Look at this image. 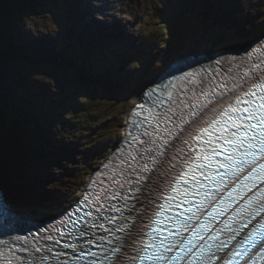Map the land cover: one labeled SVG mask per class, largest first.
<instances>
[{"label": "rangeland", "instance_id": "1", "mask_svg": "<svg viewBox=\"0 0 264 264\" xmlns=\"http://www.w3.org/2000/svg\"><path fill=\"white\" fill-rule=\"evenodd\" d=\"M108 1L116 11L104 7L103 1L69 0L71 5L80 6L75 12L74 19L78 21L75 36L68 34L62 20L60 25H56L62 17L54 9L51 11L52 0L48 2L50 7L45 4L44 10L22 20L21 27L13 31L15 43L24 39L32 51H43L42 58L40 62L19 60L18 63H7L2 82L12 97L16 96L15 90H20L16 101L21 112H29L30 99L35 98L36 102L46 99L44 107L33 113L32 118L39 117L43 120L42 127L51 130L52 145L47 150L31 136L34 131L29 130L27 135L25 129L21 130L16 140L34 151L33 159L29 160L19 148L15 149L16 155L8 143L14 140L13 135H4L0 128V188L5 202L16 205L15 209L42 214L60 211L72 203L80 195L93 169L123 136L126 115L137 101L134 97L138 85L150 83L170 61L180 59L179 53L186 57L192 52L198 54L199 49L207 51L209 45L212 49L224 46L222 42L227 41L245 44L264 34V0L235 2L230 10L226 8L229 6L226 0H216L219 4H213L211 0H192L191 6L187 2L189 0H174L176 6L172 9L162 6V2L157 0H148L146 10L144 0ZM181 2L188 4L189 11L195 6L194 12L191 10L192 21L186 15H177ZM154 8L161 18L170 17L163 20L170 23L175 33L173 36L164 31L165 35L156 43L161 38L158 27L162 21L147 23L145 15ZM64 22L67 27L72 22L70 16ZM215 24L222 25L224 32L218 31L220 27H215ZM233 25L237 30L231 32ZM97 38L117 40L128 43L132 50L143 47L146 51H138V58L128 63L132 67L130 75L118 74L110 79L99 77L95 79L98 82H93L82 68L64 59L63 51L55 48V44H76L72 51L86 59L92 53V44ZM230 45L235 44L225 46ZM92 93H95V98H92ZM23 106L27 109H22ZM0 111L6 112L3 107ZM26 115L31 119L30 114ZM9 116L12 121L14 116L12 113ZM12 128L18 130L17 125Z\"/></svg>", "mask_w": 264, "mask_h": 264}, {"label": "bare ground", "instance_id": "2", "mask_svg": "<svg viewBox=\"0 0 264 264\" xmlns=\"http://www.w3.org/2000/svg\"><path fill=\"white\" fill-rule=\"evenodd\" d=\"M97 1L105 2L104 7H110V11L111 8L116 11L114 5L112 6L108 0ZM46 4L50 7V3ZM102 20L104 21L103 18ZM112 21H114L113 16ZM111 26L113 28V32H116V35H118L117 30L113 27V25ZM55 27L56 26L53 27V30H55ZM242 42L245 43L247 41ZM250 42H252L250 46L259 49L263 45L264 34L253 38ZM222 43L224 46H220L216 49H212L211 45H204L207 46L208 50L204 51V49H199L201 51H198V54H195V56L200 55L202 58L198 57L197 59L199 61L196 62L192 59L189 60L187 56H181L179 53L177 56L180 59H170L172 61H170L164 67L163 74L162 72H159L158 76H156L157 78L153 79L150 83H141L138 85L134 97L137 99V101L132 104L131 110L126 115L123 136L121 135L119 141H117L115 146L106 154V156L103 158V161L93 169L90 178L81 188V193L79 196H77L78 198H76L72 203L68 204L62 210L54 213L47 212L42 214H34L33 211L30 212L15 209L17 207L16 205H12L11 202L9 204L5 202L2 195V189L0 188V249L2 250L1 257L4 258V261L7 260L8 256L13 255L10 250V248L13 247L16 251V264L29 263L32 257L43 259L44 264H71L72 259L81 264L84 261L82 257H88L89 255L92 256V254L89 252V247H85L82 249L80 254L76 253L77 259H71L68 257L67 251L63 245H61L58 241H55L54 235L59 234L60 236V230H64L68 225H70V223L73 222V219L70 215L62 218L58 212L64 211L69 213L74 205V202L81 198L85 192L86 196H88V193H92L94 189L102 188L104 185L108 186L109 184H113L114 179H116L120 174L119 169L121 166H119V163L122 161H124L123 172L132 178L134 182L137 180L138 174L143 175L144 177H151L150 180L146 179L141 182V193L138 196L136 195V198L130 203V213L134 217V223L136 225L132 231L133 233H136L140 229H143L144 232V230H146L148 227V220L152 217L153 212L155 211L156 206L154 205L157 202V199L160 197L161 193L164 192L165 188L169 184V181L172 180L173 175L179 171L183 164L181 158L172 159L174 155L172 150L179 152L178 150L184 149L185 144L183 142L185 140H189L190 134L191 136L195 137L196 132L194 129H198L203 126L199 123H192L193 119L197 118H194L191 113L197 112L199 114L204 106L208 103L206 100H202L200 97H198V84L202 82L204 85H206L207 76L209 74L215 73L221 76L223 73V68H221L222 63L216 59L218 56L214 55L220 50L225 51V53L236 54V46L241 47L240 54L248 51L247 46L249 42L245 44H241L238 41L233 43L231 41ZM228 44L235 45L225 46ZM55 45V48H59L60 52H67L65 51V47L61 46L60 44L56 43ZM27 51V54H30L29 52L31 49H27L26 52ZM189 55L193 56V52ZM243 61H245L246 64L251 65V61L250 59H247V57H244ZM240 64L241 63L236 60L233 64H231V67L237 69L239 68ZM172 78L178 79V81L180 80V82L176 85V89L173 88L172 85H168V83L172 81ZM220 89L221 88L219 86L217 89L219 93ZM154 91L160 92L155 94V97H153L151 94ZM206 91H208L207 88ZM160 96L165 98V105H162L159 102ZM219 99L220 97L216 96L215 100ZM152 103H154L157 108H159V110H157L159 115L150 113V111L144 109L152 108L150 107L153 106ZM207 118H210L209 111L198 116L200 121H203ZM170 124H172L177 129L172 130L169 128ZM178 126L181 127L178 128ZM145 132H147L148 135H145ZM138 136H145L147 138V143L144 144L145 147L136 145L139 141ZM204 140H206V136L204 137ZM165 141H167V143H165ZM192 141L195 144L197 142L199 145L204 143L201 139L196 138L189 140V144ZM157 148H159L161 152L166 151L167 153V159L164 160V163L161 164L158 169L155 168V166L148 159L149 154L156 155ZM117 154H119L120 157H118ZM146 163L148 164L150 171L141 173L140 170ZM108 167L109 171L107 172ZM164 173L167 175L164 176ZM153 184L156 185L155 188H153ZM137 199L139 202H137ZM137 209H140L139 213L136 211ZM59 219L62 221L69 220L70 223H65L61 226H58ZM101 225H103V227H101ZM87 226L89 228L86 227L84 232H88L90 230V225ZM180 226H182V224ZM98 228H100L102 231L107 227L104 224H100ZM117 230L114 231V235H120L121 239L123 240L125 238V234ZM63 235L74 236L76 238L77 228L68 226L66 232ZM90 236L91 234L87 238ZM199 237L200 234L198 235V238ZM190 245L187 244V247ZM176 253L178 252L176 251L175 254ZM240 253L242 256H235V260L238 262V264H241L247 260V256L243 255L244 251H241ZM123 254H132L131 248H126V251H124ZM200 255V248L192 250V253L189 254V257L184 259L181 264H191L192 262H198L201 257ZM102 256L103 254L100 257V260H103ZM18 257H20L19 262ZM176 257L177 259L174 260L175 264L183 259V253L177 255ZM14 261L16 262V259H14ZM114 261L115 257L111 259V264H114ZM34 262L37 264L39 261L38 259H34Z\"/></svg>", "mask_w": 264, "mask_h": 264}, {"label": "snow or ice", "instance_id": "3", "mask_svg": "<svg viewBox=\"0 0 264 264\" xmlns=\"http://www.w3.org/2000/svg\"><path fill=\"white\" fill-rule=\"evenodd\" d=\"M245 75H248L245 73ZM259 81V82H256ZM247 83V82H246ZM235 87V86H234ZM221 88L227 89V85H221ZM219 100H209L208 103L204 106L202 111L198 114L197 112H192L191 115L194 118L192 123H199L201 126L198 129H194L196 132V136H189V140L199 138L206 145L214 144L216 142H222V147L225 152L229 154L225 156V160L222 163H218V168L225 169L224 172L217 171L216 175L219 176L220 182L222 183L228 173H231L232 176H236L237 172H242L245 167L250 166L251 172L255 173L254 179H264V164H259L256 166V156L259 153L260 157L264 159V81L260 80V77H256L255 81L251 84V87L243 92L244 96V108H241V98L239 95L233 90H228L227 92H221ZM258 98L259 103L255 102V99ZM215 105V107H213ZM211 109V117L207 118L203 121L198 119V116L203 115L204 112H207ZM246 113V114H245ZM240 121L241 123H237ZM214 133H218L214 136ZM145 135H148L145 132ZM207 136L209 139L204 140V137ZM189 140H185L183 143L185 145L189 144ZM141 143H147V141H141ZM167 143V141H165ZM180 153H183V149L178 150ZM212 155H219L220 149L217 147L212 148ZM176 157H173L175 159ZM201 159H207V157H200ZM149 161L155 166V168H159L161 164L164 163V160L167 159V153L161 152L159 148L156 149V155L149 154ZM183 164L188 166V172H184L182 175L177 177V182L183 181L185 185L191 184V195L199 196L201 195V189H203L204 185L197 179L194 175L189 180L188 173L194 172L195 170L191 168V153L183 159ZM210 168L211 164H200L198 166L199 169L203 170L204 168ZM141 173L149 172V166L146 163L143 168L140 170ZM203 175V172L201 173ZM164 176L167 174L164 173ZM150 180L151 177H144L143 175L138 174V178L135 181V187L130 189V191H135L137 196L141 193L142 189L140 187L141 182L144 180ZM205 180H210L211 178L208 176H204ZM128 183H132L128 181ZM213 183H217L213 181ZM153 188L156 187L155 184L152 185ZM123 187V185L121 186ZM168 187L171 189L172 195L168 198L170 201L175 200V195L179 194V190L172 185V182L169 181ZM183 195H189V191H185ZM203 195L205 198L210 197V193L204 192ZM126 199H130L126 198ZM137 202L138 199H137ZM183 204L190 203L188 200H184ZM204 201L202 200L200 205H194L196 211L199 212L201 207L203 206ZM211 206V205H209ZM249 207H251V202H249ZM171 208V204L169 205V210ZM119 211V209H116ZM163 206H160V211L154 213V215L159 216L160 212H162ZM138 213L140 209L136 210ZM184 213H191V215L187 216V219L184 221L182 226H177L176 231L169 230L166 226L161 228L152 229L153 232H167L166 236L162 238L157 237L159 239V243L155 240L145 243L142 237L144 236L143 229H140L138 232L133 233L132 229L136 227L133 222L131 228H129L125 232V238L123 239L121 246L117 248H113L111 251L116 253L114 264H136L137 260H150L153 264H172L173 260L177 259V257L169 256L174 250L185 251L187 253H192V249L187 247L183 243L176 244L173 243L180 237V227L183 228L184 232L191 231L192 229L188 227V220H191L196 213L191 211V208H185ZM181 213V216L184 215ZM131 214V213H130ZM258 214V213H257ZM209 216L212 213H208ZM116 218L113 217L109 223H112ZM158 224H162L163 221H157ZM103 227V225H101ZM202 229L206 228V226L202 225ZM117 231H125L124 228L118 229ZM231 231V229H228ZM210 239H216V237H209ZM230 239H234V237H230ZM168 241V243H165ZM247 242V241H246ZM187 244H191V240L187 242ZM141 245H143L141 247ZM211 245H209L206 249L201 250V256L203 257V252L211 251ZM126 248H131V250L136 253V255L128 256L123 254L126 251ZM227 248L226 243H220L217 246V251L220 249ZM149 249H153L154 251L149 252ZM233 256H242L240 252H233ZM215 254L203 257L202 264H210V262L215 259ZM0 264H11L10 260H5L0 262ZM225 264H232L231 260L225 261Z\"/></svg>", "mask_w": 264, "mask_h": 264}, {"label": "trees", "instance_id": "4", "mask_svg": "<svg viewBox=\"0 0 264 264\" xmlns=\"http://www.w3.org/2000/svg\"><path fill=\"white\" fill-rule=\"evenodd\" d=\"M64 0H52V3H54L51 7L55 11H61V5ZM166 0L162 1L163 3ZM204 2V0H201ZM213 4H219L216 0H211ZM229 3V6L226 8L230 9L233 5V3H239L242 0H226ZM249 1V0H247ZM46 2L48 3L49 0H0V108H5V113H2L0 111V128L4 135H13L14 140L8 141L10 143L13 149H17L19 146L21 149L22 154H24L29 160L33 159L34 151L30 146L20 145V141L16 140V136L19 135L20 131L23 129H29L31 131H34V134L31 136L34 138V140L38 143H40L42 146H44L47 150L52 148L51 145V130H47L45 128H42L41 122H43L42 119H39V117L36 116L35 119H33V113H38L39 109H42L45 105L46 99L41 98V101L36 102L35 98L30 99L31 100V106L30 109H28L27 112H21L19 110V104L16 101V96L19 95L20 90H15L16 96L12 97L10 96V92H8L6 89H8L6 86H4L2 79L3 76H5L4 72V65H6L9 62L16 61L17 63L19 60L22 62H40V59L42 58V52H36V51H30V54H27L25 52V48L23 49L22 46L25 47L20 41V43H15L12 38L14 37L13 31L18 30L19 27L24 23L22 20H25V18H28V16H31L33 13L41 12V10H44ZM188 4L191 6L192 0L187 1ZM51 3V4H52ZM65 3V2H64ZM172 7L176 6L174 0L170 1ZM166 4H168V1H166ZM182 4V2H181ZM187 4V6H188ZM46 6H48L46 4ZM43 7V8H41ZM172 7H167L168 9H172ZM41 8V9H40ZM189 8V6H188ZM194 8H191V10L194 11ZM52 9V10H53ZM66 10V9H65ZM156 8H154V11L150 12L148 20L147 21H162V24L158 27V30L160 32L161 38L155 41V43L162 39V36H164V31H168L171 35L175 36V33L173 31V28L170 26V23L165 22L163 18L169 16H162V18L156 13ZM198 12V11H196ZM180 13V15L178 14ZM199 13V12H198ZM185 16V9L180 6L179 11L177 12V15L179 16ZM188 19L193 20L191 11L188 12ZM172 23V22H171ZM215 27H220L218 31L224 32V27L220 24H215ZM227 31L230 29L226 28ZM236 25H233V28L231 29V32L236 31ZM164 34V35H163ZM179 37V36H178ZM183 38H180L179 40H182ZM246 40V39H245ZM108 48L111 49L113 47L112 43L107 44ZM156 48L155 44H151ZM30 49V48H29ZM114 52L112 54H109L107 56V59H104L101 55H98L95 57V61L91 62V65H86V69L82 68V71L84 74L90 78V81L98 82V74L96 73V68L100 70H107L111 69L110 73H115L116 75H122L125 73H128L129 69H132V67L129 66L128 62H131L133 60L132 53L129 51V49L121 48L119 46H115ZM125 51V56H120V59L116 57L115 54H120ZM9 51V52H8ZM68 53H70L74 58H78V54L74 51L70 50V48L67 49ZM138 51V50H137ZM61 54V53H60ZM146 57L148 54L145 55ZM38 60V61H37ZM72 63L76 64L75 61H71ZM71 64V63H70ZM96 66V67H95ZM115 70V71H114ZM126 71V72H124ZM105 76L109 77L105 71ZM104 77V76H102ZM7 80H9V76L7 75ZM106 81V80H104ZM6 87V88H5ZM101 88V87H100ZM104 89H107L103 87ZM102 89V88H101ZM9 90V89H8ZM95 91V90H94ZM95 93H92V98H95ZM44 99V100H43ZM94 99H91V102H93ZM40 104V107H38ZM38 107V108H37ZM22 109H26L25 106L22 107ZM14 116L13 120L10 121V114ZM20 113V114H18ZM31 115V119L28 118V115ZM22 115L23 118H19ZM30 117V116H29ZM14 125L18 126V130L14 131L12 128ZM28 132V131H26ZM44 144V145H43ZM18 154V153H17ZM39 153L36 154V157L38 158ZM36 158V159H37ZM35 159V160H36ZM4 190V189H3ZM5 192V191H4ZM6 193V192H5ZM22 202V201H21Z\"/></svg>", "mask_w": 264, "mask_h": 264}, {"label": "water", "instance_id": "5", "mask_svg": "<svg viewBox=\"0 0 264 264\" xmlns=\"http://www.w3.org/2000/svg\"><path fill=\"white\" fill-rule=\"evenodd\" d=\"M220 51H222V50H220ZM222 52H224L225 53V51H222ZM188 56V55H187ZM200 56V55H199ZM194 57H197V56H195V55H193V56H190V60H191V58H194ZM75 208H78L77 206H75ZM57 214V213H56ZM53 215H55V214H53ZM19 262V261H18Z\"/></svg>", "mask_w": 264, "mask_h": 264}]
</instances>
